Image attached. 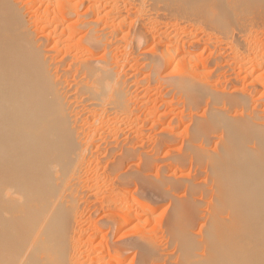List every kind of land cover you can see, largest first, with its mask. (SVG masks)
<instances>
[{
	"label": "bare ground",
	"instance_id": "1",
	"mask_svg": "<svg viewBox=\"0 0 264 264\" xmlns=\"http://www.w3.org/2000/svg\"><path fill=\"white\" fill-rule=\"evenodd\" d=\"M33 1L37 2V11L34 10L35 8L29 7L31 4H27L25 7L29 5L28 8H24L19 6L17 0H0V264H69L71 262L68 263L67 259L69 253L67 234L69 227L71 228L70 219L75 216L74 209L80 203L76 204L77 200L73 195L76 188L74 187L75 183L65 186V180L76 160L79 163L77 165H83L82 154L85 151V144H83L84 141L81 144V136L83 140H89L100 129L94 125L86 127L88 118L85 116L92 107L112 106L110 107L113 111L112 116L119 118L124 114L126 117L128 115L127 112L125 114V111L130 108L128 107L130 100H125L123 97L125 92L123 93L120 87L121 79L114 72L111 64L99 62L94 58L98 50L105 49L110 42L115 41V35H107L104 28L99 29L100 5L98 7L94 3V5L91 4L94 0L92 2L88 0H77V2H73L74 0ZM86 3H88V7L84 13H79L80 8H83ZM41 8L45 9L42 10V13L39 12ZM36 15H38L37 20L42 31H47V36H34V33L32 34L27 28V16L34 17ZM92 16L96 18L93 20ZM72 18H75V22L70 24ZM82 30L84 31L82 43L79 41L78 44H71L70 40L74 39V36ZM53 34L59 39L65 34L67 35L63 41L64 45L62 44L63 54L71 62L69 69L63 71V77L55 80L52 79L51 69L49 70L47 64V60L51 58L49 53L52 51L48 53L43 50L50 35ZM149 39L152 40V38ZM148 42L150 41L148 40ZM246 45L249 48L254 47L253 42H248ZM158 46L163 48V46ZM109 48L104 51H108ZM72 50L78 53L81 51L80 54H86V57L83 58L82 55L76 57L71 54ZM160 52L161 58L156 56L147 58L155 78L159 76L157 70L159 64L163 65L165 69L171 68L169 67L171 64L168 49H162ZM62 62L64 63V61ZM100 63L102 64L100 65ZM185 65L184 62V67ZM256 65H254L255 69ZM114 67L117 70L116 66ZM219 68L217 67L216 70ZM187 75L183 74V76L171 79L168 83L173 95L180 94L183 97V102L186 98L193 124L192 134L185 142L186 151L184 152L186 154L174 158L175 161L173 158L172 160L181 166L191 162L206 170L207 182L210 183L207 195L209 194L210 200L209 204L207 203L208 211H206V215L204 214L205 234L204 236L200 235L202 238H199L198 241L186 228L189 221L198 217H195L198 215L195 214L197 210H192L195 207V201L191 202V206H189L188 202L178 197L182 201V204L178 203L181 211L178 214L179 210L175 205L178 216L171 217L174 219L171 222L175 233L178 229L174 227L178 225L179 234L176 233L178 237L175 233L172 234L173 236L170 235L174 239L177 238L174 242L179 253L175 257V262L168 261V264H264V125L262 123L264 116L262 117V114L258 113L257 104L255 105L257 100L254 102L255 98L253 99L252 96L256 90L238 94L234 89L230 94L223 95L222 92H216V89V91L211 90L210 87L213 88V85L210 86L209 81L200 85L190 77L191 75ZM200 88L201 91H204L203 94L197 93ZM202 105L206 106L205 112L208 113V117L204 115L202 119H198L194 113ZM148 116L150 118V115ZM102 121L104 120L102 119ZM97 124H101V121ZM172 131L159 135L162 147L174 142ZM217 135H220L218 136L220 149L218 147L219 151H216L217 147H215L216 152H209L207 145L212 139L217 138ZM136 148H133L132 143L128 142L122 151L124 150L127 158L132 156L129 158L133 159L134 155L141 156ZM122 159L118 158V162L113 168L114 171L121 170L119 168L123 165ZM141 176L145 178L143 174ZM128 177H125L126 179L122 182H128ZM90 180L92 181V179ZM95 181L97 182V180ZM167 181H170L171 185H175L174 187L178 185L184 187L188 194H191L192 188L195 187L193 183L192 187L188 186L186 181L184 184L179 181L174 183V180H172L173 184L171 180ZM168 186L171 188L169 184ZM167 191L165 192L168 193ZM161 193L159 192V194ZM108 204L116 208L114 203L109 201ZM108 204L107 206H109ZM197 205L195 209H197ZM188 207H191L190 211ZM127 208H121L125 219H121L117 224L115 228L117 234L132 219L130 210ZM170 227L169 231L172 229ZM171 233H173L172 230ZM134 238L136 237L132 238L133 243L131 239H128L129 241L118 240L119 242L116 240L114 244L116 255L127 254L129 249H135L138 245L141 246V243L143 246L145 245L143 249L148 247H146V243L149 240L146 238V241L145 237L140 241L138 238L136 241L140 244L134 247L133 244L136 243ZM149 248L150 252L151 246ZM154 248L152 247V249ZM155 250L157 251V249ZM144 251L147 254L148 250ZM141 252L140 256H144L145 253ZM116 255L110 257L116 259ZM121 259L118 261L120 262Z\"/></svg>",
	"mask_w": 264,
	"mask_h": 264
},
{
	"label": "rangeland",
	"instance_id": "2",
	"mask_svg": "<svg viewBox=\"0 0 264 264\" xmlns=\"http://www.w3.org/2000/svg\"><path fill=\"white\" fill-rule=\"evenodd\" d=\"M32 1L33 0H17L19 6L28 8L31 4L29 7H33L35 8L34 10L37 11V2ZM88 1L92 2L93 0ZM73 2H77V0H74ZM93 3L98 7L100 5L99 29L104 28L107 35H115V41H112V43L110 42L111 46H109V44L105 49L98 50L94 58L99 60V62H108L111 64L115 70L114 72L120 77V87L122 88L123 93L125 92L123 97H125V100H130L128 102V107L130 108L127 109L128 111H125V114L127 112L129 119L128 116H126V119L124 114L120 116L121 118H115L112 116L113 111L110 108L112 106L92 107V109H89L90 111L88 110V114L85 116L88 118L86 127L94 125L95 127H100V129H98L100 131L97 130L98 135H93L95 138L90 137L91 139L89 138V140H83V137L81 136V144L83 141V144H85V151L82 154L84 157L83 165H77L79 163L76 160L77 163L75 161L76 164L74 163L75 165H72L66 178L67 181L65 180V186L75 183L74 187L76 188L74 189L75 193H73V195L77 200V202L75 201L76 204L80 203L74 209L75 216L70 219L71 228L69 227V233L67 232V238H69V253L67 255V259L69 260L68 263L71 262L72 264H75V262H77V264H98L100 259L101 263L99 262V264H165L166 262L168 264L170 261H172L170 263H174L175 257L179 252L174 242L177 238L174 239V237H172V234L175 232L173 231L172 226L174 219L171 217L178 216L176 213L181 209L178 207V203L182 204L180 199L188 202L190 204L189 206H191V202L195 201V207L192 210H197V213L195 214L198 215H195V217H198H194L195 219L193 218L194 220H191L192 222L189 221L186 225L187 227H185L190 231L191 235L199 241L205 234L204 226L206 225V220L204 217L207 213L206 211H208L207 205L210 200L209 194L207 195L210 189V183L207 182L208 178L206 177V170L204 168L196 166L191 162L182 166L174 162V158L182 156L184 153L186 154V152H184L186 151L185 142L192 134L193 124L191 123V116L186 98H184L183 102V97L180 94V96H175L170 92V85L168 84L169 80L183 76V74H188L187 76L191 75L190 77L200 85L206 83L205 81H209V85H213V88L210 87L211 90L216 89V92H222L223 95L230 94L234 89L238 94H241V92L248 93L256 90V93L252 96L253 99L255 98L254 102L257 100L255 102V105L257 104V111L259 114L261 113L262 115H260L263 117L264 0H94L91 4ZM27 4L29 5L25 7ZM87 4L88 3H86L83 8L81 7L82 9L80 8L79 13H84L86 7H88ZM42 10L44 11L45 9L41 8L39 9V12L42 13ZM38 15L34 16L35 20H33L34 17L27 16V28L32 34L34 33V36H47V31L43 32L40 27L41 25L38 23ZM95 18V16L91 17L93 20ZM73 21L75 22V18H72L69 23L72 24L74 23ZM82 31H79V33L74 36V39L72 38L70 40L71 44L82 43L84 35V31ZM66 36L67 35L65 34L59 39L56 38L57 36L54 34L50 35L49 40L47 39L48 42L43 48V50L48 53L52 51V53H49L51 58L47 60V64L49 70L51 69L50 73L53 80L62 78L63 71L68 70L71 63L63 54L62 46L64 45L63 41ZM149 38H152V40ZM148 40L150 42H148ZM247 41L250 43L253 42L254 47H247ZM158 45L163 46V48H159ZM137 46L139 47L137 48ZM106 48H109V50L104 51L107 50ZM162 49H168L169 61L171 64L169 67L171 68L165 69L163 65H157L159 76L155 78L154 71L152 70V67L149 66L147 58L153 56L161 58L160 51ZM71 52V54L76 55V57H81L82 55V53L80 54L81 51L78 53L75 50H72ZM85 55L83 54L82 57H86ZM61 60L64 61V63ZM184 62L186 64L185 67ZM102 63H100V65ZM113 65L116 66L117 70ZM254 65H256V69ZM220 66L221 68H219ZM222 66L225 67L223 68ZM217 67L219 68L218 70H216ZM200 92L201 94L204 93L203 90L201 91V88L197 93L199 94ZM206 109V106L202 105L194 115L198 117V119H202L204 115L208 117V113L205 112ZM92 111H94V113H92ZM148 115H150V118ZM102 119L104 121H102ZM100 121L101 124H97L98 122L100 123ZM142 122L143 124H141ZM262 123L264 125V118ZM170 131L174 134L173 138H175V143L173 142L171 145L162 147L161 141H159L158 137L160 134L166 132L169 133ZM218 136L220 135H217V138L212 139L207 145V150L209 152L214 153L215 147H217L216 151H219L220 138ZM128 142L132 143L133 148L137 147L136 149L139 150L141 156L137 155V157L134 155L133 159H130L132 156L127 158V155H125L126 153L124 150L122 151V149L128 144ZM122 156L124 159H122ZM118 158L122 159L124 165L119 168L121 169L118 170L119 172L113 170L114 165L118 162ZM125 159L130 160L128 161ZM141 173L145 178L147 177V179L141 176ZM127 174L129 177L126 176ZM125 177L129 178L128 182H122L126 179ZM90 179H92V181ZM93 180H97V182H94ZM167 180H174V183L179 181L183 184L184 181H186L185 183L188 182V186L192 187L195 185V187H193L194 189L192 188L193 192L188 194L184 187H179L177 184L178 186H176V188L174 187L175 185H171V182H168ZM163 183L165 187L163 186ZM192 183L193 185H191ZM94 184L95 187H93ZM168 184L171 188H169ZM172 187L174 188L172 189ZM166 190H168V193L165 192ZM157 191L163 193L159 194ZM178 197L180 199H178ZM109 201L110 203H114L116 208L118 207L117 209L120 211L115 207H111V204H108ZM198 202L200 205H197L199 204ZM107 204L109 206H107ZM175 205L178 207V210ZM196 205L197 209H195ZM122 207H128L127 209L130 210V216L132 219L128 225L117 234L115 230L117 224H119L121 219H125L122 214ZM190 209L191 207H188L189 211ZM180 211L181 210H179L178 214H180ZM111 214H116L120 218L116 215L114 218ZM170 222L172 229L169 231L168 228L170 227ZM174 228L178 229H176L178 232L176 233L179 234L178 225ZM171 230L173 233H171ZM201 232L204 233L202 234ZM176 233L175 235L178 237ZM133 237L137 238H134L135 241L138 240V238H140L138 240L140 241L144 237L145 240L146 238L149 240H146L147 243L145 242L146 247L148 246L145 248L148 250L147 254L145 253L146 251H144L145 249H143L145 245L143 246V243L140 244L136 241L133 246L135 247L137 244H140L142 247L138 245L135 249H129L127 254L116 255L114 245L116 240L131 239L133 243ZM149 245L152 250H150V252ZM152 247L155 248L152 249ZM155 249H157V251ZM140 252L145 253L143 254L144 256H140L142 255ZM197 253L200 254V252ZM114 255H116L115 258L117 260L112 259L114 257H110ZM118 258H122L120 262L118 261L120 260Z\"/></svg>",
	"mask_w": 264,
	"mask_h": 264
}]
</instances>
